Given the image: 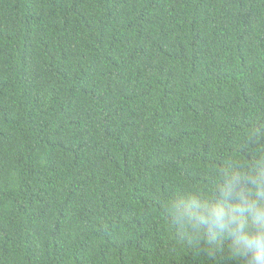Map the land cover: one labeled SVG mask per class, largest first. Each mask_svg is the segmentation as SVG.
Returning a JSON list of instances; mask_svg holds the SVG:
<instances>
[{"label": "trees", "instance_id": "obj_1", "mask_svg": "<svg viewBox=\"0 0 264 264\" xmlns=\"http://www.w3.org/2000/svg\"><path fill=\"white\" fill-rule=\"evenodd\" d=\"M261 124L264 0H0V264H240L159 201Z\"/></svg>", "mask_w": 264, "mask_h": 264}, {"label": "clouds", "instance_id": "obj_2", "mask_svg": "<svg viewBox=\"0 0 264 264\" xmlns=\"http://www.w3.org/2000/svg\"><path fill=\"white\" fill-rule=\"evenodd\" d=\"M264 124L245 134L247 159L228 157L213 173L212 195L183 192L160 200L178 234L208 257L227 251L240 264H264ZM202 246V247H201Z\"/></svg>", "mask_w": 264, "mask_h": 264}]
</instances>
